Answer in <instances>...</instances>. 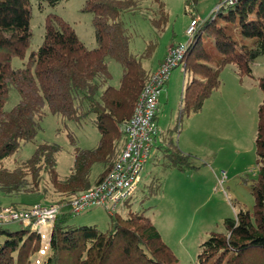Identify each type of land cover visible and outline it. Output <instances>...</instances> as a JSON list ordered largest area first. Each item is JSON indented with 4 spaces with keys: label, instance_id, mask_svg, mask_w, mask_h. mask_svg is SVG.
<instances>
[{
    "label": "trees",
    "instance_id": "obj_1",
    "mask_svg": "<svg viewBox=\"0 0 264 264\" xmlns=\"http://www.w3.org/2000/svg\"><path fill=\"white\" fill-rule=\"evenodd\" d=\"M39 1L57 5L64 0ZM152 1L161 16L160 25L166 24L165 1ZM143 2L86 0L82 10L92 14L97 43L93 48L63 16L50 14L42 44L30 51L32 0H0V163L22 144L36 139L48 113L75 122L90 120L101 135L93 147L75 146L74 164L65 177L58 170L60 147L47 141L39 142L29 157L15 159L13 167L0 165V193L36 194L62 205L49 235L44 264L178 263L147 209H131V199L125 204L129 206L127 215L110 214L106 230L71 223L72 198L100 183L123 151L127 141L123 126L154 71L143 61L152 58L155 44L150 42L140 54L134 52L132 37L122 21L123 14L137 12ZM198 2L186 0L192 7ZM188 41L183 60L193 59L195 75L185 87L180 120L202 110L207 98L222 85L221 74L227 65L232 64L241 77L254 76L253 64L264 55V0L221 4L198 24ZM15 58L24 65L14 66ZM108 58L122 67L119 85L111 83ZM259 86L264 91V75ZM12 89L19 100L7 108ZM171 130L162 133L163 141L156 145L163 152L161 165L186 170L193 166L192 155L179 149ZM255 142L260 169L251 186L254 209H240L236 217L225 219L223 231L211 232L200 245L198 264H264V98L258 109ZM97 165L100 169L94 176ZM10 204L28 209L34 203ZM41 239L29 226L17 230L1 226L0 264H32Z\"/></svg>",
    "mask_w": 264,
    "mask_h": 264
},
{
    "label": "rangeland",
    "instance_id": "obj_2",
    "mask_svg": "<svg viewBox=\"0 0 264 264\" xmlns=\"http://www.w3.org/2000/svg\"><path fill=\"white\" fill-rule=\"evenodd\" d=\"M86 0H64L57 5L32 0L31 24L34 38L31 50H37L44 39L45 21L50 14H59L76 29L85 44L97 45L92 14L82 10ZM168 20L160 25L161 16L156 13L157 5L144 0L137 12L123 14L122 21L132 37L131 47L140 54L152 42L155 44L151 59L143 61L147 68L155 70L172 44L186 43L187 29L194 15L208 17L221 0H199L191 7L186 0H164ZM112 72L111 83L119 85L122 67L113 58H108ZM193 59H184L175 67L160 96L157 123L159 134L171 133L179 149L192 155L193 166L180 170L177 166H163L162 160L153 161L155 153L162 156L160 149H154L153 157L143 169L141 190L131 199V209H147V215L158 226L162 238L171 246L178 257L177 264H198L200 245L213 231H223L226 218H234L242 209L253 210L255 198L251 186L256 181L260 164L256 153L258 109L264 98L259 78L264 75V55L253 64L254 76L241 77L232 64L221 74L222 85L206 100L201 111L184 115L180 120L181 99L185 87L193 79ZM14 66L24 65L15 58ZM186 65V69H185ZM19 100L15 89L11 90L6 104L13 107ZM100 131L90 120L70 121L56 114L48 113L42 120V129L33 142L24 143L10 158L0 165L13 167L15 159L29 157L39 142L57 143L58 170L62 177L71 172L74 164L75 146L93 147L100 139ZM100 167L94 169V176ZM28 206L31 203L49 201L36 194L10 196L0 193V204ZM23 201V202H22ZM33 204V205H34ZM14 206V205H13ZM16 207V206H15ZM129 206L121 207L123 216ZM117 212V213H118ZM116 214V213H114ZM71 223L97 225L101 230L109 228L111 215L106 207H98L74 215ZM12 230L20 229L18 223L7 225ZM41 248L33 256L32 264L44 259L47 241L42 237Z\"/></svg>",
    "mask_w": 264,
    "mask_h": 264
},
{
    "label": "built area",
    "instance_id": "obj_3",
    "mask_svg": "<svg viewBox=\"0 0 264 264\" xmlns=\"http://www.w3.org/2000/svg\"><path fill=\"white\" fill-rule=\"evenodd\" d=\"M234 1L221 0L216 8ZM191 7L188 10L190 14ZM202 20L197 15L192 17L187 29L188 37L194 34ZM188 43L189 41L185 44H172L167 48L165 57L144 85L132 117L123 126L127 138L123 151L100 183L72 198L70 204L74 215L98 207H106L110 214L117 213L139 191L143 181V169L153 157L158 143L159 127L156 116L160 96L172 70L182 62ZM61 208L60 203L49 201L36 203L28 209L0 204V227L11 223L29 226L48 243Z\"/></svg>",
    "mask_w": 264,
    "mask_h": 264
},
{
    "label": "crops",
    "instance_id": "obj_4",
    "mask_svg": "<svg viewBox=\"0 0 264 264\" xmlns=\"http://www.w3.org/2000/svg\"><path fill=\"white\" fill-rule=\"evenodd\" d=\"M159 107H160V102H159ZM161 142V136L159 135V142L158 143H160ZM157 149H160V148H158L157 147ZM161 150V149H160ZM154 162L155 161H158L159 160V156H157V154L155 153V156L153 157V159H152ZM144 181V180H143ZM47 245H48V247H47V249H44V259L42 258L41 260H39L38 261V264H44V261H45V259L47 258V256H48V254H49V244L47 243ZM32 262H33V259H32Z\"/></svg>",
    "mask_w": 264,
    "mask_h": 264
}]
</instances>
